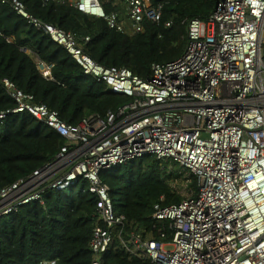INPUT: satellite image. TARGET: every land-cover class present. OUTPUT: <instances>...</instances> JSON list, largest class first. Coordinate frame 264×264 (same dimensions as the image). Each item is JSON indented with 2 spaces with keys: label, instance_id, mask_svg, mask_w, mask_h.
<instances>
[{
  "label": "built area",
  "instance_id": "2783aa9c",
  "mask_svg": "<svg viewBox=\"0 0 264 264\" xmlns=\"http://www.w3.org/2000/svg\"><path fill=\"white\" fill-rule=\"evenodd\" d=\"M56 1L104 18L121 32L129 31L128 22L133 33L143 32L147 21L162 16L152 0H122L124 12L106 11L104 2L113 0ZM0 2L64 46L108 91L130 98L105 116L92 114L71 124L2 78L15 106L0 111V122L28 111L66 141L52 161L0 188V216L34 201L44 204L49 189L64 191L86 180L97 197L92 264L103 263L115 238L153 264H264V0H221L208 19L192 18L184 54L154 63L148 78L97 62L84 48L89 36L79 39L42 20L22 0ZM39 65L49 73L50 65ZM146 155L169 163L168 173L176 170L174 164L189 174L180 202L153 207L158 237L142 228L125 231L127 217L116 212L111 186L101 178L103 170ZM192 175L198 191L190 186Z\"/></svg>",
  "mask_w": 264,
  "mask_h": 264
},
{
  "label": "trees",
  "instance_id": "16d2710c",
  "mask_svg": "<svg viewBox=\"0 0 264 264\" xmlns=\"http://www.w3.org/2000/svg\"><path fill=\"white\" fill-rule=\"evenodd\" d=\"M22 1L42 20L75 33L79 39L89 36L84 48L97 62L127 67L148 78L154 63H166L184 54L188 22L196 17L208 19L221 0H152L162 7L161 20L147 21L145 31L139 33L130 28L126 32L110 28L104 18L89 16L67 2ZM104 6L107 12L124 9L114 0L104 2ZM40 62L51 66L48 74L42 71ZM4 77L32 93L36 101L57 110L71 124L92 114L105 116L130 100L108 91L105 84L85 74L64 46L36 29L10 5L0 2V111L15 106L1 82ZM65 141L28 111L8 115L0 122V188L52 161ZM160 162L146 155L101 172V178L111 186L116 212L127 217V233L142 228L144 234L158 237L153 229L154 205L183 199L172 185L182 175L178 170L168 173V163L160 167ZM76 186L69 192L49 189L44 204L34 201L22 205L17 212L0 216V264H38L50 259L57 264H92L90 241L97 220V197L89 191L88 181L81 180ZM190 186L198 191L193 175ZM158 224L163 225L162 221ZM102 264L153 263L132 255L115 238Z\"/></svg>",
  "mask_w": 264,
  "mask_h": 264
},
{
  "label": "rangeland",
  "instance_id": "374dc122",
  "mask_svg": "<svg viewBox=\"0 0 264 264\" xmlns=\"http://www.w3.org/2000/svg\"><path fill=\"white\" fill-rule=\"evenodd\" d=\"M123 6V8H125V5L123 4L122 5ZM129 23V22H128ZM128 28H130L131 29V27H130V23H129V25H128ZM166 161H161L160 162V167H165L164 166V163H165ZM167 163V162H166ZM168 165H169V163H168ZM167 168V167H166ZM173 169H176V170H178L179 172H182V176L181 177H179V178H177V179H174V181H173V186H175L178 190H179V192H181V193H187V187H186V185H185V178L186 177H188V173H187V171H185V170H183L181 167H179L178 165H174L173 164ZM76 188H79V185L78 186H76ZM70 187H67L66 189H65V191L66 192H69L70 191Z\"/></svg>",
  "mask_w": 264,
  "mask_h": 264
},
{
  "label": "crops",
  "instance_id": "0c3cea01",
  "mask_svg": "<svg viewBox=\"0 0 264 264\" xmlns=\"http://www.w3.org/2000/svg\"><path fill=\"white\" fill-rule=\"evenodd\" d=\"M116 3H118V6H122L124 3H123V1L122 0H114ZM124 10H125V8L123 9V11L122 12H124ZM129 25V23H127V26Z\"/></svg>",
  "mask_w": 264,
  "mask_h": 264
}]
</instances>
